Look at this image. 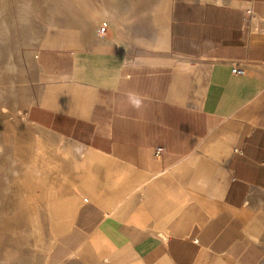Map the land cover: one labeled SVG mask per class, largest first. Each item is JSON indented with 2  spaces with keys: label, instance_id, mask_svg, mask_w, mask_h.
<instances>
[{
  "label": "crops",
  "instance_id": "1",
  "mask_svg": "<svg viewBox=\"0 0 264 264\" xmlns=\"http://www.w3.org/2000/svg\"><path fill=\"white\" fill-rule=\"evenodd\" d=\"M249 6L264 18V0H170L145 54L48 34L26 118L62 155L102 154V190L42 255L16 205L0 264H264L243 219L264 187V24L244 29Z\"/></svg>",
  "mask_w": 264,
  "mask_h": 264
},
{
  "label": "rangeland",
  "instance_id": "2",
  "mask_svg": "<svg viewBox=\"0 0 264 264\" xmlns=\"http://www.w3.org/2000/svg\"><path fill=\"white\" fill-rule=\"evenodd\" d=\"M169 2L0 0V254L6 253L3 226L16 205L24 202L30 209L34 231L29 239L32 250L42 255L53 243L52 231L68 230L78 208L98 200L102 190L101 168L92 164L96 158L93 161L100 165L102 154L98 159L100 154L91 151L81 160L62 155L26 118L41 88L38 60L48 34L75 31L84 43L107 36L129 55L149 53L160 47L159 38H165ZM102 25L107 26L104 36L98 33ZM249 202L243 219L264 248V187L256 189Z\"/></svg>",
  "mask_w": 264,
  "mask_h": 264
},
{
  "label": "built area",
  "instance_id": "3",
  "mask_svg": "<svg viewBox=\"0 0 264 264\" xmlns=\"http://www.w3.org/2000/svg\"><path fill=\"white\" fill-rule=\"evenodd\" d=\"M247 17H246V28H255L254 30L256 31L257 29H259L261 27V24H264V18H260L257 13L254 11L252 6H249L247 8ZM98 33L100 36H104L107 34V26L106 25H102L99 27L98 29ZM233 73L234 74H241L244 72V69L241 66L240 62H235L234 66H233ZM165 152V148L162 146H159L157 148H155L154 150V154L156 156H160L162 154H164Z\"/></svg>",
  "mask_w": 264,
  "mask_h": 264
},
{
  "label": "bare ground",
  "instance_id": "4",
  "mask_svg": "<svg viewBox=\"0 0 264 264\" xmlns=\"http://www.w3.org/2000/svg\"><path fill=\"white\" fill-rule=\"evenodd\" d=\"M158 41L162 42L161 39H159ZM215 145H217V144L215 143ZM208 149H209V148H208ZM211 149H215V146H212ZM207 151H208V150H207ZM211 153H212V152H211ZM94 154H95V153H94ZM98 154H99V153H98ZM92 155H93V154H92ZM95 155H96V154H95ZM95 155H94V156H95ZM212 155H213V154H212ZM94 156H93V157H94ZM96 156L98 157V159L102 158V157H100L101 154H100L99 156H98V155H96ZM102 156H103V155H102ZM91 157H92V156H91ZM95 159H96V158H95ZM95 159H93V160H95ZM91 160H92V159H91ZM93 160H92V164H94V165H96V166H98V167L102 164V163H101V164L99 165V164H98V161H93ZM100 161H101V160H100ZM100 161H99V162H100ZM92 166H93V165H92ZM100 168H101V166H100ZM99 170H100V169H99ZM256 230H257V231H260V227H259L258 224L256 225ZM255 239H256V238H255Z\"/></svg>",
  "mask_w": 264,
  "mask_h": 264
}]
</instances>
